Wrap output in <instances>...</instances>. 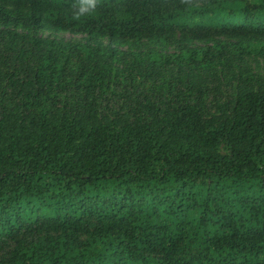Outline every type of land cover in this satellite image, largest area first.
<instances>
[{
    "label": "trees",
    "instance_id": "16d2710c",
    "mask_svg": "<svg viewBox=\"0 0 264 264\" xmlns=\"http://www.w3.org/2000/svg\"><path fill=\"white\" fill-rule=\"evenodd\" d=\"M79 11L0 0V264H264V78L229 68L264 57V0ZM143 41L115 108L114 46ZM162 66H222L230 88L152 84Z\"/></svg>",
    "mask_w": 264,
    "mask_h": 264
},
{
    "label": "rangeland",
    "instance_id": "374dc122",
    "mask_svg": "<svg viewBox=\"0 0 264 264\" xmlns=\"http://www.w3.org/2000/svg\"><path fill=\"white\" fill-rule=\"evenodd\" d=\"M39 34L42 36L50 35L57 38H61L65 41L70 42H84L85 36L80 34H71L68 32H52L47 30H40ZM218 39L230 41L233 38L226 36H218ZM101 47L108 46V39L102 38L100 40ZM205 41L191 40L189 45H203ZM119 52L114 58L109 59L111 67V77L109 81L110 91L108 92V97L106 102L114 104L115 108H118L125 101L126 87L123 85V79H125L130 67L134 65L133 55L131 54L136 50H146L148 44L143 41L139 47L132 46L128 47L127 44L114 46ZM173 49V43H169L166 46L165 51L170 52ZM232 58V57H230ZM232 65L229 68L235 69L237 64L246 66L254 75L264 78V57L257 55H244L242 59L232 58ZM230 70L222 66H216L214 69L210 70H191L188 68H178L170 66H162V68H155L151 72V83H158L163 78H169L170 86L173 83L177 87L183 88L188 85L194 87L206 89L210 96H222L229 90L227 83V78H229ZM123 80V81H122ZM113 91V92H111ZM154 97L157 96L156 88L153 89ZM137 96L140 98L141 94L138 92ZM218 151L220 153H225L224 147H219Z\"/></svg>",
    "mask_w": 264,
    "mask_h": 264
},
{
    "label": "clouds",
    "instance_id": "9594fccd",
    "mask_svg": "<svg viewBox=\"0 0 264 264\" xmlns=\"http://www.w3.org/2000/svg\"><path fill=\"white\" fill-rule=\"evenodd\" d=\"M98 0H79L80 11L75 14L76 19L85 14H91L95 11Z\"/></svg>",
    "mask_w": 264,
    "mask_h": 264
}]
</instances>
